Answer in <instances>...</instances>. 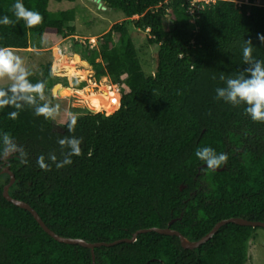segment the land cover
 Instances as JSON below:
<instances>
[{
    "label": "trees",
    "instance_id": "trees-1",
    "mask_svg": "<svg viewBox=\"0 0 264 264\" xmlns=\"http://www.w3.org/2000/svg\"><path fill=\"white\" fill-rule=\"evenodd\" d=\"M102 2L126 19L98 35L97 47L88 45L76 55L93 67L97 81L108 77L122 85L120 107L104 105L98 91L111 114L98 112L99 98L76 92L85 82L71 77L82 86H61L57 96L71 97L75 91L85 100L81 106L97 113L75 118L74 127L69 119L59 129L52 120L53 104L43 98L53 97L57 72L52 61L41 76H27L29 84L44 86L41 94L0 88L13 100L0 108V147L7 135L15 148L8 162L0 161L15 174L12 197L29 203L60 236L91 243L132 238L141 229L165 228L173 219L171 228L192 241L224 219L264 222V122L250 119L246 103L217 96L229 79H250L248 70L264 63L259 39L264 3L216 0L191 12L189 0ZM15 3L0 0V16L12 21L0 25V48L27 50L32 38L74 34V8L52 11L50 0H22L42 17L28 27L15 17ZM132 23L148 31L149 44L157 47L151 73L144 70L131 37ZM245 47L252 49L248 62ZM67 60L60 65L75 75L77 65ZM40 107L51 115L37 114ZM72 139L82 141L79 156H69ZM203 147L228 156L222 170H210L196 158ZM40 157L46 168L37 163ZM67 158L71 164L57 166ZM2 169L0 264H94L89 248L55 240L30 211L4 197L10 175ZM258 228L228 223L196 249L183 248L178 236L151 231L133 243L95 248V264H247Z\"/></svg>",
    "mask_w": 264,
    "mask_h": 264
},
{
    "label": "rangeland",
    "instance_id": "rangeland-1",
    "mask_svg": "<svg viewBox=\"0 0 264 264\" xmlns=\"http://www.w3.org/2000/svg\"><path fill=\"white\" fill-rule=\"evenodd\" d=\"M234 1L240 4L242 2H248L249 0ZM255 2L262 4L264 3V0H255ZM71 8H74L76 11L75 21L70 23V25H75L76 27L73 35L63 36L61 37L62 39H60L59 36L46 34L47 36L39 39L32 38L30 43L31 47L27 50L9 49L20 57L22 61L21 67L28 73L27 76L36 74L41 76L45 66L50 61H52V64L55 63L54 48L59 45H66L67 48L64 49V52L67 55H71L68 60L74 61L78 68V70H75V75H82V79L84 80L87 71L94 72L93 67L86 63L87 61L85 62V60L81 58L80 61L77 60L76 54H80L83 50L85 51V39L92 36L98 37V35L109 30L114 23L126 19L120 10L104 8V6H100L95 0H76L75 2L65 0L58 2L56 0H50L49 3V9L52 11L67 10ZM130 33L137 47L144 70L148 73L153 72L156 67L157 47L149 44V32L135 28L132 23L130 25ZM56 65L58 64L56 63ZM58 66L63 69V71L52 76V84L61 83L63 86L72 88L82 86L79 81L71 79V77H74L75 75L68 73L67 69L62 67L60 63ZM69 69L72 68L70 67ZM89 79L84 81V88L81 89V91L78 90L76 92L89 94L90 98L98 97L99 105L97 107L100 110L98 112L108 110L107 107L111 108L110 106H102V97L97 92L99 91L103 95L104 100H106V97L118 94L113 89L115 84L112 83L108 77H103L100 81H97L96 78H92L91 82ZM95 82H97V85H95ZM16 85L17 81L12 77L8 75L0 76V88L12 89ZM118 86L121 88L122 85ZM71 94L72 96L68 98H60L58 96L51 97L48 94H44V100L53 104L52 120L54 125L62 126L69 119L81 117L87 112L97 113L90 111L84 105L81 106V102H84L85 100L82 99L80 95H75V91L71 92ZM249 251V260L247 264H264L263 228H258L256 230L255 237L249 242Z\"/></svg>",
    "mask_w": 264,
    "mask_h": 264
},
{
    "label": "clouds",
    "instance_id": "clouds-1",
    "mask_svg": "<svg viewBox=\"0 0 264 264\" xmlns=\"http://www.w3.org/2000/svg\"><path fill=\"white\" fill-rule=\"evenodd\" d=\"M13 12L17 20H23L28 27H32L40 23L42 17L39 12L31 11L25 8L22 0H16L13 5ZM12 23L9 16H0V25H8ZM264 41V36L259 37ZM252 49L245 47L243 56L245 62H248L251 56ZM21 59L13 51L7 48H0V76L8 75L17 81V85L11 89L13 93H37L43 92V85H31L27 82L26 76L28 73L21 67ZM251 78L244 79L243 77L237 79H229L227 81V89H217V96L225 98L227 102L232 104L246 103L249 107L246 108V113L252 121L264 122V63L256 62L252 68L248 70ZM119 85V84H118ZM31 101V97H27ZM13 103L12 99L6 98V93L0 91V108L5 105ZM104 112V111H102ZM39 115H51V110L47 107H40L37 109ZM17 113H10V118L15 119ZM75 119L72 120L69 127L75 126ZM63 145L65 141H60ZM70 147L69 156H79L81 154L80 144L81 140L72 139L67 142ZM15 150L11 140L5 135L3 137V146L0 147V155H9ZM198 160L210 170H217L221 165L225 164L228 156L225 153L217 154L216 151L210 147H203L195 152ZM52 159H55L54 157ZM37 163L41 168H46L43 157L38 158ZM72 163L71 158L65 159L58 167L69 165Z\"/></svg>",
    "mask_w": 264,
    "mask_h": 264
},
{
    "label": "water",
    "instance_id": "water-1",
    "mask_svg": "<svg viewBox=\"0 0 264 264\" xmlns=\"http://www.w3.org/2000/svg\"><path fill=\"white\" fill-rule=\"evenodd\" d=\"M95 1L100 6H103L102 0H95ZM104 8H106V7H104ZM58 71L62 72V69H59ZM61 86H63L61 83H57V84H55L53 86V88H52L53 96H57L58 89ZM58 128L61 129V126H58ZM14 152H15V150L13 152H11V154H9V155L1 156L0 157V161H5V162L8 161L11 158L12 153H14ZM222 169L223 168H219L217 170H222ZM2 172L3 173H8L10 175V182L4 187V190H3L4 197L8 201L12 202L14 205L30 211L33 214V216L35 217V219L38 221V223L41 225V227L50 236H52L55 240H57V241H59L61 243L77 244V245H81L83 247L89 248L91 250V252H92L93 263L94 264L96 262V259H95V248L101 247V246H113V245H116V244L121 243V242L133 243V242L136 241V239H137L139 234L147 233V232H151V231H155V232L163 234V235L178 236L180 238L181 245H182L183 248H185V249H196L200 245H202L203 243H205L208 240H210L222 226H224V225H226L228 223H234V224L242 225V226H251V227H262V228H264V222L251 221V220H248V219H245V218H241V217H232V218H228V219H224V220L219 221L207 235H205L204 237H202L201 239H199L197 241H192L189 238H187L186 236H184L178 230H175V229L171 228V225L176 221V219H173L172 221L169 222L168 226L165 227V228L152 227V228L141 229V230H138L137 232H135L133 234L132 238H123V239H119L117 241L109 242V243H107V242L91 243V242H88V241H86L84 239H81V238L63 237V236H60L59 234H57L56 232H54L53 230H51L46 225V223L43 221V219L40 217L38 212L29 203H27V202H25L23 200L16 199V198L12 197V195L10 194V187L14 184L16 178H15V174L10 170L9 165H6V167L3 169Z\"/></svg>",
    "mask_w": 264,
    "mask_h": 264
},
{
    "label": "built area",
    "instance_id": "built-area-1",
    "mask_svg": "<svg viewBox=\"0 0 264 264\" xmlns=\"http://www.w3.org/2000/svg\"><path fill=\"white\" fill-rule=\"evenodd\" d=\"M189 1L191 3V6H192L191 7V12H194V8L193 7L196 6V7H199V8H204L205 5L210 4L212 2H215L216 0H189ZM85 40H86V41H84L85 46H88L89 45V47L91 49H93V48H95V47L98 46V39L95 36L86 38ZM65 48H67L66 45H59V46H57V47L54 48V56H55L54 59H55V63L53 65L56 67V72L57 73H59L58 70L61 69L58 66L59 63H60V61H61V59L62 58L69 59L70 56H71V55L65 54V52H64V49ZM56 63L58 65H56ZM75 69L78 70L77 66H75ZM62 71H63V69H62ZM79 71H81V70H79ZM74 77L75 78H78V79H80L82 81H86V80H88L90 78L89 81L91 82L92 81L91 79L92 78H95V73L94 72H91V71H87V75L84 78V80L82 79V75H75ZM95 85H97V82H95ZM113 89L119 94L118 107H117V109H118L120 107V88H119L118 84H115L114 87H113ZM103 111H105L107 114H110L106 110H103Z\"/></svg>",
    "mask_w": 264,
    "mask_h": 264
},
{
    "label": "bare ground",
    "instance_id": "bare-ground-1",
    "mask_svg": "<svg viewBox=\"0 0 264 264\" xmlns=\"http://www.w3.org/2000/svg\"><path fill=\"white\" fill-rule=\"evenodd\" d=\"M62 59H63V58H62ZM62 59H61V60H62ZM62 67H63V66H62ZM65 67H67V66H65ZM67 68H70V67H67ZM105 99H106V100H105V102H104V105H106V106H110L111 109H112V108H116V107H118L119 94H116V95L111 96V97H106Z\"/></svg>",
    "mask_w": 264,
    "mask_h": 264
},
{
    "label": "crops",
    "instance_id": "crops-1",
    "mask_svg": "<svg viewBox=\"0 0 264 264\" xmlns=\"http://www.w3.org/2000/svg\"><path fill=\"white\" fill-rule=\"evenodd\" d=\"M47 35H53V34H47ZM47 35H45V36H47ZM56 36H58V35H56ZM61 37H62V36H59L60 39H62ZM85 62H86V60H85ZM86 63L89 64L88 62H86ZM89 65H90V64H89ZM73 89H75V88H73ZM77 90H78V89H77Z\"/></svg>",
    "mask_w": 264,
    "mask_h": 264
},
{
    "label": "flooded vegetation",
    "instance_id": "flooded-vegetation-1",
    "mask_svg": "<svg viewBox=\"0 0 264 264\" xmlns=\"http://www.w3.org/2000/svg\"><path fill=\"white\" fill-rule=\"evenodd\" d=\"M12 155H13V153H12ZM12 155H11V156H12ZM4 162H5V161H4ZM6 162H8V161H6ZM0 167L4 169L6 166L4 167L3 164H2V165H0ZM3 169H2V171H3Z\"/></svg>",
    "mask_w": 264,
    "mask_h": 264
}]
</instances>
